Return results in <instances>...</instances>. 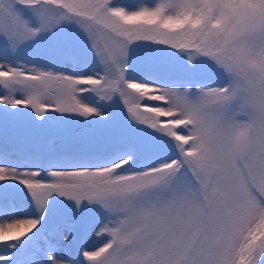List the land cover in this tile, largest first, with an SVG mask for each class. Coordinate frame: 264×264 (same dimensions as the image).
Wrapping results in <instances>:
<instances>
[{
	"label": "snow or ice",
	"instance_id": "obj_1",
	"mask_svg": "<svg viewBox=\"0 0 264 264\" xmlns=\"http://www.w3.org/2000/svg\"><path fill=\"white\" fill-rule=\"evenodd\" d=\"M0 264H264V0H0Z\"/></svg>",
	"mask_w": 264,
	"mask_h": 264
},
{
	"label": "rangeland",
	"instance_id": "obj_2",
	"mask_svg": "<svg viewBox=\"0 0 264 264\" xmlns=\"http://www.w3.org/2000/svg\"><path fill=\"white\" fill-rule=\"evenodd\" d=\"M123 2L125 3H133L135 2V0H123ZM55 140V137H49V142H52Z\"/></svg>",
	"mask_w": 264,
	"mask_h": 264
}]
</instances>
